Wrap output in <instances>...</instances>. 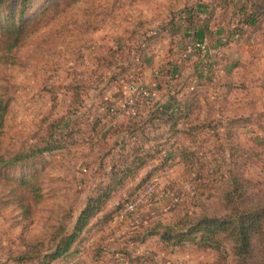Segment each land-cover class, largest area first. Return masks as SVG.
Wrapping results in <instances>:
<instances>
[{
	"label": "rangeland",
	"instance_id": "374dc122",
	"mask_svg": "<svg viewBox=\"0 0 264 264\" xmlns=\"http://www.w3.org/2000/svg\"><path fill=\"white\" fill-rule=\"evenodd\" d=\"M263 7L264 0H82L61 5L47 26L38 21L14 62L0 65V156L20 157L0 169V264H38V255L22 260L26 243L50 248L48 234L73 227L102 192L111 197L106 208L74 253L52 264H216L212 250L171 252L146 231L174 224L190 204L219 208L233 173L247 182L241 208L264 207ZM185 105L195 108L189 118ZM194 126L196 136L184 133ZM180 147H191L205 168L219 167V192L198 189L175 161L131 197L159 158ZM142 149L161 152L132 179L126 167ZM227 252L220 264L248 259L232 255V245Z\"/></svg>",
	"mask_w": 264,
	"mask_h": 264
},
{
	"label": "trees",
	"instance_id": "16d2710c",
	"mask_svg": "<svg viewBox=\"0 0 264 264\" xmlns=\"http://www.w3.org/2000/svg\"><path fill=\"white\" fill-rule=\"evenodd\" d=\"M38 1H43L42 9L31 17H28L29 12L35 8V3ZM81 1L0 0V14L5 16L4 22L0 27V65L14 62L12 54L21 49L41 29V27H37L38 21H45V25L47 26L61 14V5H77ZM258 11V13L264 15V7ZM194 34L196 39L201 36V32L199 33V31ZM184 107L188 108L183 117L189 118L193 115L195 108L190 105H185ZM6 110V105H0V127L5 119ZM176 111L178 113L181 112V110L178 111L177 109ZM135 119L136 117L132 120ZM195 129V126L185 129L184 133L188 136H196ZM126 130L130 133L134 131L131 128H126ZM146 150L142 149L131 162L129 161L126 172L128 176L130 175V178L135 179L137 174L144 170V168L149 167V162L155 160V157L161 152V149L160 151L153 149ZM209 155L212 158L211 153ZM159 160L161 162L159 167L149 172L138 183L134 189L135 193H132L131 197L140 192L143 184L152 177L155 170L162 169L165 166L168 167L169 163L175 161V163L178 161L182 165L183 177H188L191 181L199 182L198 189L208 193L212 191L214 193L216 191L219 192V189H217L219 167L208 162L209 168H205L200 163L201 159L191 147H180L177 154L170 153L163 158H159ZM18 161H20V157L18 156L9 160L0 156V169L15 164ZM131 166L133 169H131ZM226 184L227 186L224 191L219 193L220 198L217 204L220 205L219 208L215 207L216 203L210 204L213 206L212 208L208 203L205 205L204 202L190 204L179 212L177 222L165 227L159 225L157 229H149L146 231L147 236H157L163 248L171 252L186 246H193L200 251L212 250L218 254V262L216 264L222 263L225 259L224 256L228 254L227 245H232V255L235 250L238 254L246 257V259L248 257L247 261L241 258L240 264H259L258 261L254 260L255 252L261 257L260 264H264V207L245 210L241 208L240 204L247 182L241 179L239 181L236 174L233 173L228 178ZM110 199L109 193L105 192L89 197L73 227L70 229H66L63 226L55 227L54 232L51 231L48 234L50 235L48 243L51 246L43 252L38 249L41 246L39 245L40 242L37 244L27 242V251L21 254L22 260L30 261L34 256L38 255V264H52L60 259H64L69 254L72 255L74 253L72 249L79 240L80 235L88 230L98 214L106 208V204ZM119 210L120 207L117 210L111 211L108 217L105 216L99 221L96 220V222L107 223L114 217L115 212ZM42 235L37 239H41ZM44 236L42 240H47ZM253 238H255L256 246H254Z\"/></svg>",
	"mask_w": 264,
	"mask_h": 264
},
{
	"label": "built area",
	"instance_id": "2783aa9c",
	"mask_svg": "<svg viewBox=\"0 0 264 264\" xmlns=\"http://www.w3.org/2000/svg\"><path fill=\"white\" fill-rule=\"evenodd\" d=\"M201 44H202V42H200L199 40H196V44L194 45V49H196L197 51H198V50H203L204 47L201 46ZM134 115H135V114H133V116H134ZM126 209L131 211V210H133V207H132L131 204H128V205H126Z\"/></svg>",
	"mask_w": 264,
	"mask_h": 264
}]
</instances>
